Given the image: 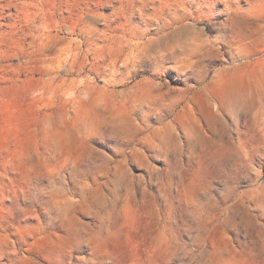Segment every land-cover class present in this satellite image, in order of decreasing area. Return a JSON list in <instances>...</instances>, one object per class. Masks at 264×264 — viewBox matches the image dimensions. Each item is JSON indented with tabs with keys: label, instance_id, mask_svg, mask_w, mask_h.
Returning <instances> with one entry per match:
<instances>
[{
	"label": "rangeland",
	"instance_id": "374dc122",
	"mask_svg": "<svg viewBox=\"0 0 264 264\" xmlns=\"http://www.w3.org/2000/svg\"><path fill=\"white\" fill-rule=\"evenodd\" d=\"M0 264H264V0H0Z\"/></svg>",
	"mask_w": 264,
	"mask_h": 264
},
{
	"label": "bare ground",
	"instance_id": "6f19581e",
	"mask_svg": "<svg viewBox=\"0 0 264 264\" xmlns=\"http://www.w3.org/2000/svg\"><path fill=\"white\" fill-rule=\"evenodd\" d=\"M93 21L97 22L99 20L94 19ZM133 24L134 23L130 24L132 27V31H131V33L128 34V38L131 39L130 41H132L135 38L141 39V37L143 35H145V33L148 31V30H146L143 34H141L139 36L138 35L139 32L137 31V28L139 26H135ZM170 25H171L170 22H164L162 24V26H160L158 28L159 34L162 33L165 29L169 28ZM237 40H238V37L236 36L235 33L232 32L231 34L228 35V37H227V39L223 45V48L224 49L226 48L229 53L236 51V57H243V56L248 57L251 51H248L247 49H243V48L242 49L235 48V46L238 44ZM211 51L215 55H218L221 52L220 49H216V50L212 49ZM174 63L177 67L171 66L170 69H175L179 74H182L183 71L186 69V67H188L190 64L189 62H185L184 60H180V61L178 60ZM166 70H169V68L168 67L166 68L165 66L160 67L157 70V72L154 74V77L159 75L160 73L165 72ZM195 77L201 79L200 81L203 84L206 82L205 76L200 74V73H196ZM151 84H153V82H151ZM203 94H204V104H205L204 107L206 108L209 117L211 119H219L218 114H215L211 108V103H210L209 97L205 93H203ZM161 107H163V105H161ZM169 129L175 131L176 127L169 125ZM141 131L143 132L142 128L139 127L138 125H135V124L128 127V129H124V127H122L121 130H120V128L118 129L119 135L124 134V135H127L129 137H132L134 140L139 138L140 134L142 135ZM158 131L159 130L155 129L154 132H152V133L156 134V133H158ZM143 133H146V132H143ZM164 144H166V141ZM55 145L58 146L59 142H57V144H55ZM196 145L197 144H195V143L189 142V146H190L189 148L193 152L192 153L193 155L197 154L196 150H192V148L196 147ZM138 217H139V214H138L136 208L133 206L132 202L128 201V200L124 203L123 207L118 212H116V213L107 212L99 220V226H100L99 229L100 230L98 232L91 234V236H90L89 246H90L91 250L98 252V253H109L112 246H114L115 244H117V247H119L121 242L124 240L123 238L126 235H128L129 232L132 231L134 229V227L136 226L137 221H138ZM160 246H161V242H157V246H156V252L157 253L160 250ZM116 252H117V249L115 248L112 253H116Z\"/></svg>",
	"mask_w": 264,
	"mask_h": 264
}]
</instances>
